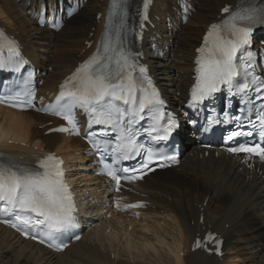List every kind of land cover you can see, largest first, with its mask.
Returning a JSON list of instances; mask_svg holds the SVG:
<instances>
[{"label":"bare ground","instance_id":"6f19581e","mask_svg":"<svg viewBox=\"0 0 264 264\" xmlns=\"http://www.w3.org/2000/svg\"><path fill=\"white\" fill-rule=\"evenodd\" d=\"M228 1L234 0L194 1L195 13L173 34L175 27L163 26L162 19L164 14H172L175 0H154L150 13L160 20L156 28L161 35L156 43L173 59L161 61L146 51L145 60L164 93L184 98L191 82L195 41L207 24L217 19L215 7ZM106 3L107 0H88L64 28L53 33L37 27L27 13L35 10L41 14L47 4L52 15L59 0H0V25L21 42L36 73L45 72L35 97L39 109L51 101L59 81L92 49L93 46L86 49L84 42L92 40L94 45ZM98 12L101 16L96 20ZM90 27L94 28L91 38ZM57 56L72 60L60 63ZM171 105L178 103L172 99ZM47 121L37 113H14L0 107V149L15 158L55 152L73 171L70 177L78 179L85 164H76L87 161L81 156L83 143L78 138L44 136L42 127ZM150 174L128 196L147 202L139 219L111 214L105 226L86 233L60 254H52L0 227V264H264L263 173L239 170L235 160L221 153L199 159L196 151L179 165L178 171ZM84 179L91 185L99 182L88 175ZM82 182L81 179L76 184ZM199 215L202 223L198 222ZM207 230L224 238L220 259L190 251L194 235Z\"/></svg>","mask_w":264,"mask_h":264},{"label":"snow or ice","instance_id":"6c2138e0","mask_svg":"<svg viewBox=\"0 0 264 264\" xmlns=\"http://www.w3.org/2000/svg\"><path fill=\"white\" fill-rule=\"evenodd\" d=\"M148 2L144 0L145 10ZM126 8L125 0H111L108 22L96 53L60 86L61 91L54 103L47 106L48 111L69 125L55 131L78 133L75 119L77 108L88 115L89 128L94 124L102 126L98 132H89L88 138L92 148L101 156L105 152L111 153L114 164L121 160H132L141 153L144 146L136 141L140 134L136 125L144 119L142 114L146 110L152 121V126L147 130L152 140H166L176 126L171 114H168V123L163 126L164 135H152L159 131L160 121L164 119L161 111L163 101L152 81L147 78V69L139 64L137 58L141 54L127 47L126 37L121 35L125 29ZM222 12L228 15L220 23L209 26L203 45L196 50L199 53L195 60L197 75L190 103L209 99L221 92L223 85L229 96L239 97L242 105L239 109L241 114L231 119L238 128H243L245 122L252 124L254 129H259L258 135L264 140V78L256 73L257 54L251 50L254 28L264 26V2H249V6L231 11L225 6ZM114 17L119 18L118 24L113 23ZM140 17V27L143 28V21L147 20L146 11L141 12ZM5 47L8 57L0 56V69L12 67L18 71L24 64L20 52L15 42L0 31V52ZM137 69L139 75H134ZM28 82L29 77L26 76L24 83ZM138 90L140 95H137ZM34 100L35 92L31 89L13 96H0V103L21 109L32 107ZM251 115H255L258 125L250 119ZM110 133L116 134L115 145ZM252 135V131L233 130L226 139L232 141L236 137ZM227 151L247 153L264 162V146L260 143L251 145L245 142L229 147ZM153 158L154 153L148 149L145 168H148ZM168 159L176 162L175 156ZM62 163L51 154L37 158L35 166L23 160L0 157V214L13 217L15 223H11V227L22 235L27 236L30 231L39 232L47 239L48 246L57 251H62L65 246L55 242V234L75 226V206L71 192L64 183ZM100 163H104L103 159ZM128 171L127 168L123 169L125 173ZM104 173L115 181L117 191L122 179L132 181L145 174L141 172L139 176H121L120 170H114L107 164L104 165ZM0 223L8 221L0 220ZM207 239L213 240L217 245V254H221L220 241L214 240L211 234ZM195 246L200 247V241Z\"/></svg>","mask_w":264,"mask_h":264},{"label":"rangeland","instance_id":"374dc122","mask_svg":"<svg viewBox=\"0 0 264 264\" xmlns=\"http://www.w3.org/2000/svg\"><path fill=\"white\" fill-rule=\"evenodd\" d=\"M92 37V36H91ZM72 60V58H70L68 61ZM57 61H59L60 63L61 62H68V61H65V60H62L60 56H57ZM40 130H42L41 128H39Z\"/></svg>","mask_w":264,"mask_h":264}]
</instances>
